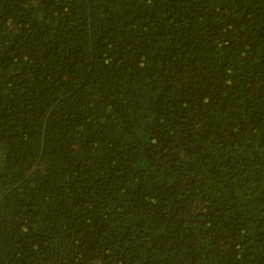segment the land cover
<instances>
[{
  "label": "trees",
  "instance_id": "1",
  "mask_svg": "<svg viewBox=\"0 0 264 264\" xmlns=\"http://www.w3.org/2000/svg\"><path fill=\"white\" fill-rule=\"evenodd\" d=\"M0 264H264V0H0Z\"/></svg>",
  "mask_w": 264,
  "mask_h": 264
}]
</instances>
